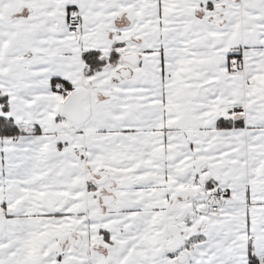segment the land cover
<instances>
[{
  "label": "snow or ice",
  "instance_id": "obj_1",
  "mask_svg": "<svg viewBox=\"0 0 264 264\" xmlns=\"http://www.w3.org/2000/svg\"><path fill=\"white\" fill-rule=\"evenodd\" d=\"M0 264H264V0H0Z\"/></svg>",
  "mask_w": 264,
  "mask_h": 264
}]
</instances>
